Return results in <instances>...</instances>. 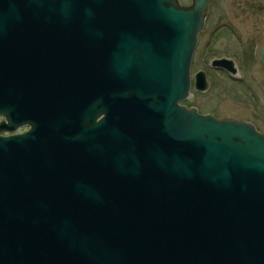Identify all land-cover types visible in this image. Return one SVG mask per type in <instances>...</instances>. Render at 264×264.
Segmentation results:
<instances>
[{
	"label": "water",
	"instance_id": "1",
	"mask_svg": "<svg viewBox=\"0 0 264 264\" xmlns=\"http://www.w3.org/2000/svg\"><path fill=\"white\" fill-rule=\"evenodd\" d=\"M208 1L0 0V264H264V136L179 105Z\"/></svg>",
	"mask_w": 264,
	"mask_h": 264
},
{
	"label": "flooded vegetation",
	"instance_id": "2",
	"mask_svg": "<svg viewBox=\"0 0 264 264\" xmlns=\"http://www.w3.org/2000/svg\"><path fill=\"white\" fill-rule=\"evenodd\" d=\"M176 1L180 12L194 6V0ZM223 1L209 0L201 12L202 26L197 31L189 65L188 95L179 105L195 109L198 114L216 120L247 123L264 136L255 122L264 125V68L256 54L264 29L246 33L238 29L235 23L236 14H246L247 18V13H261L264 10V0H234L237 3L233 9L235 12L221 5ZM30 95L29 101L22 104V109L32 105L34 111V91ZM194 95H205L208 101L215 102L216 108L201 111L195 104H188ZM226 108H242L254 115L255 120L219 116L222 109ZM100 118L102 115L97 116V121ZM0 123H6L4 116L0 115ZM28 129L27 123L22 122L16 132L24 133ZM0 135H7V131L0 130Z\"/></svg>",
	"mask_w": 264,
	"mask_h": 264
},
{
	"label": "rangeland",
	"instance_id": "3",
	"mask_svg": "<svg viewBox=\"0 0 264 264\" xmlns=\"http://www.w3.org/2000/svg\"><path fill=\"white\" fill-rule=\"evenodd\" d=\"M257 1V0H255ZM223 6H227V8L229 7L231 9L232 12H235L233 9L235 7V5H237V3L234 0H224L223 3L221 4ZM228 8V9H229ZM246 14H241L238 15L236 14V26L238 27V29L245 31L246 33H251L253 32V30H260V29H264V10H262L261 13H247V18L245 17ZM262 24V25H260ZM222 97H224L226 99V97L223 95ZM208 97L204 96H197L194 95L193 99L188 101V104H195L196 106L199 107V109L201 111H205L206 109H210L213 110L216 108V104L213 101H208L207 99ZM193 103H192V102ZM238 106V105H237ZM241 106V105H240ZM230 116L233 117L237 120L239 119H248V120H255L254 115L249 114L247 111L238 108H226V109H222L221 111V115L219 116ZM258 125V128L264 133V125L261 122H257L255 121ZM17 133V132H15Z\"/></svg>",
	"mask_w": 264,
	"mask_h": 264
}]
</instances>
